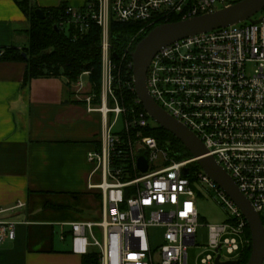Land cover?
I'll return each instance as SVG.
<instances>
[{
  "label": "built area",
  "instance_id": "1",
  "mask_svg": "<svg viewBox=\"0 0 264 264\" xmlns=\"http://www.w3.org/2000/svg\"><path fill=\"white\" fill-rule=\"evenodd\" d=\"M233 4L228 0H90L84 10L68 8L70 23L81 33L91 21L102 29L104 95L100 110L106 120L100 149L88 155L94 165L91 175L100 176V183L90 187L100 191L102 220L71 224L73 254L92 256L93 264H188V250L196 246L202 225L196 185L214 191L228 213L226 222L208 226L211 253L201 264H216L218 256L238 264V259L223 260V253L239 257L252 247L246 217L201 169L191 170L196 161H170L158 141L144 135L151 120L145 110L106 105L107 97L116 100L117 95V67L109 38L112 21L152 27L173 18L183 21L213 14ZM262 18L258 23L245 21L165 47L153 58L147 82L156 103L204 143L208 155L232 178L264 225ZM127 65L133 70L132 62ZM249 66H254L250 74ZM77 85L83 87L81 78ZM136 103L141 106L138 98ZM121 119L124 130L116 133ZM140 150L149 159L145 174L137 168ZM24 206L19 202L9 209L0 208V246L16 238V223L4 216ZM94 228L101 229V240ZM152 228L164 230L163 242L157 247L151 240Z\"/></svg>",
  "mask_w": 264,
  "mask_h": 264
},
{
  "label": "crops",
  "instance_id": "2",
  "mask_svg": "<svg viewBox=\"0 0 264 264\" xmlns=\"http://www.w3.org/2000/svg\"><path fill=\"white\" fill-rule=\"evenodd\" d=\"M89 1L36 3L81 9ZM29 28L13 0H0V49L27 47ZM26 70L25 62L0 61V208L25 205L4 216L16 223V238L0 246V264H83L72 252L71 224L102 220L100 191L90 187L100 176L88 161L104 138L102 106L77 83L81 92L70 95L65 78L25 84Z\"/></svg>",
  "mask_w": 264,
  "mask_h": 264
},
{
  "label": "trees",
  "instance_id": "3",
  "mask_svg": "<svg viewBox=\"0 0 264 264\" xmlns=\"http://www.w3.org/2000/svg\"><path fill=\"white\" fill-rule=\"evenodd\" d=\"M13 1L30 23L29 45L22 49L14 46L1 48L0 53L3 54L0 56V61L25 62L27 64L25 84L40 78H65L70 95L71 86L88 73L93 94L100 95L103 72L102 29L91 21L89 28L81 33L74 24L70 23L69 6L65 3L57 8L46 9L39 7L36 0ZM179 21L180 19L173 18L168 22L145 27V29L144 25L139 23L123 24L112 21L109 32L111 51L119 56L118 60L113 59L117 67L114 72L115 90L117 95L122 93L126 96L125 107L129 111L144 110L142 105L136 103L133 70L127 65L132 62L131 53L151 30L163 24ZM142 29L145 31L140 33ZM144 135L155 138L160 147L164 146L170 157L175 158L171 161L192 159L190 152L182 143L158 125L149 126L144 130ZM165 144L168 145L167 148ZM190 168L192 171L200 170L196 164ZM190 178L192 179V174ZM247 235L249 239H252L250 230ZM251 252V246L244 250L238 264H248ZM93 263L94 257L83 258V264Z\"/></svg>",
  "mask_w": 264,
  "mask_h": 264
},
{
  "label": "water",
  "instance_id": "4",
  "mask_svg": "<svg viewBox=\"0 0 264 264\" xmlns=\"http://www.w3.org/2000/svg\"><path fill=\"white\" fill-rule=\"evenodd\" d=\"M263 11L264 0H241L213 14L163 24L151 30L131 53L135 93L145 112L160 128L182 143L196 161V165L232 199L246 217L252 238V252L248 264H263L264 261V225L261 216L216 159L208 155L204 143L156 103L149 92L147 77L153 58L165 47L190 37L239 25L245 21L258 23L263 18L259 20L253 18ZM113 57L119 59L117 54H113ZM137 168L143 174L149 170L148 155L143 150L139 151ZM183 173L184 176H189L187 169ZM215 263L237 264L236 261H221V256L217 257Z\"/></svg>",
  "mask_w": 264,
  "mask_h": 264
},
{
  "label": "rangeland",
  "instance_id": "5",
  "mask_svg": "<svg viewBox=\"0 0 264 264\" xmlns=\"http://www.w3.org/2000/svg\"><path fill=\"white\" fill-rule=\"evenodd\" d=\"M238 1H241V0H228L229 3H236ZM262 17H264V11L255 16V18L257 19L258 18L260 19ZM145 27L146 26H144V29ZM144 29L140 30V33L145 31ZM253 67L254 66H249L248 68L249 74L252 73ZM81 82L85 90H82L83 94H80V95L90 96L91 99L94 100L95 105H98L99 107H101L103 105V95H104L103 83H102L100 95L96 96L91 91V88H90L91 81H90L89 75L83 76V78L81 79ZM70 91L71 92H78V91L81 92V90H79L76 85L71 86ZM125 100H126V96L122 93H119L118 95H116V100L111 97H107L106 99L107 108L113 109V108H116L117 106H120L121 108H126ZM154 125H157V124L151 119L149 126H154ZM123 128H124V121L123 119H121L118 122L115 132L122 133L124 130ZM126 137L127 138L129 137L128 134ZM133 137H134L133 140H137V137H135V135H133ZM165 147L167 148L168 145L165 144ZM161 149L164 150V146L163 148L161 147ZM168 156H169L170 161L175 160V158L170 157V154ZM194 188L198 195L197 207L201 215L202 225L198 229L196 246H191L188 250V264H201V260L211 253L208 250V245H209V227L208 226L209 225H219V224L226 222L228 220V213L220 205L221 203L220 198L214 191H211L206 187H201L198 185H196ZM216 199L219 201H217ZM262 217L264 218V213ZM94 234L99 240L102 239V231L100 228H94ZM163 234H164V230L161 228H152L150 230V236H151V240L154 246L157 247L163 242ZM232 258L240 260L241 256L231 257L223 253V260H229Z\"/></svg>",
  "mask_w": 264,
  "mask_h": 264
}]
</instances>
